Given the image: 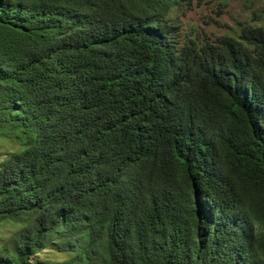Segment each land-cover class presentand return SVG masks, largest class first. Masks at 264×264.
I'll return each instance as SVG.
<instances>
[{
  "label": "trees",
  "instance_id": "obj_1",
  "mask_svg": "<svg viewBox=\"0 0 264 264\" xmlns=\"http://www.w3.org/2000/svg\"><path fill=\"white\" fill-rule=\"evenodd\" d=\"M189 2L0 0V264H264V24Z\"/></svg>",
  "mask_w": 264,
  "mask_h": 264
},
{
  "label": "rangeland",
  "instance_id": "obj_2",
  "mask_svg": "<svg viewBox=\"0 0 264 264\" xmlns=\"http://www.w3.org/2000/svg\"><path fill=\"white\" fill-rule=\"evenodd\" d=\"M264 5V0H190L189 5H180L176 10L177 25L185 35L196 36L199 40L208 35L234 34L243 25H262L264 15L257 21H251L254 13ZM17 148L14 141L0 138V161L12 150ZM16 229L12 223L0 224L1 239L7 238ZM60 255L51 250H43L37 256L40 259L51 260ZM34 264H43L35 261Z\"/></svg>",
  "mask_w": 264,
  "mask_h": 264
},
{
  "label": "clouds",
  "instance_id": "obj_3",
  "mask_svg": "<svg viewBox=\"0 0 264 264\" xmlns=\"http://www.w3.org/2000/svg\"><path fill=\"white\" fill-rule=\"evenodd\" d=\"M263 6H264V5H263ZM260 9H261V8H260ZM260 9H259V10H260ZM258 12H259V11H258ZM263 24H264V23H263ZM255 26H259V25H255Z\"/></svg>",
  "mask_w": 264,
  "mask_h": 264
}]
</instances>
